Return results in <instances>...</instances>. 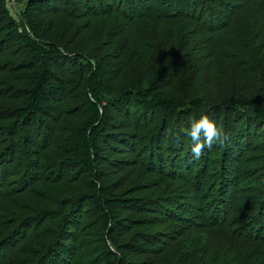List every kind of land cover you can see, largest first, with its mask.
Wrapping results in <instances>:
<instances>
[{
	"label": "trees",
	"instance_id": "1",
	"mask_svg": "<svg viewBox=\"0 0 264 264\" xmlns=\"http://www.w3.org/2000/svg\"><path fill=\"white\" fill-rule=\"evenodd\" d=\"M0 264H264V0H0Z\"/></svg>",
	"mask_w": 264,
	"mask_h": 264
},
{
	"label": "clouds",
	"instance_id": "2",
	"mask_svg": "<svg viewBox=\"0 0 264 264\" xmlns=\"http://www.w3.org/2000/svg\"><path fill=\"white\" fill-rule=\"evenodd\" d=\"M184 131L191 138L192 154L196 159L200 158L205 148L212 149L214 145L223 147L229 138L223 127H218L207 114L191 120L190 127Z\"/></svg>",
	"mask_w": 264,
	"mask_h": 264
},
{
	"label": "rangeland",
	"instance_id": "3",
	"mask_svg": "<svg viewBox=\"0 0 264 264\" xmlns=\"http://www.w3.org/2000/svg\"><path fill=\"white\" fill-rule=\"evenodd\" d=\"M13 6H14V4H13V2L11 1V2L9 3V7L12 8Z\"/></svg>",
	"mask_w": 264,
	"mask_h": 264
}]
</instances>
